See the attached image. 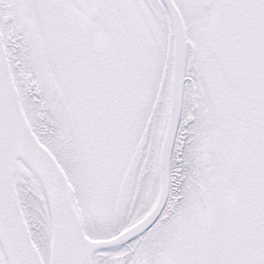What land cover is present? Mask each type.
<instances>
[{"label":"snow or ice","instance_id":"snow-or-ice-1","mask_svg":"<svg viewBox=\"0 0 264 264\" xmlns=\"http://www.w3.org/2000/svg\"><path fill=\"white\" fill-rule=\"evenodd\" d=\"M0 264H264V0H0Z\"/></svg>","mask_w":264,"mask_h":264}]
</instances>
